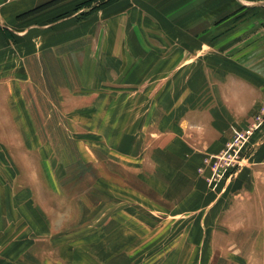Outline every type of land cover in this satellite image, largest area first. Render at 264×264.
<instances>
[{
    "label": "crops",
    "instance_id": "0c3cea01",
    "mask_svg": "<svg viewBox=\"0 0 264 264\" xmlns=\"http://www.w3.org/2000/svg\"><path fill=\"white\" fill-rule=\"evenodd\" d=\"M210 2L0 0V264H264V0ZM37 61L96 203L31 117Z\"/></svg>",
    "mask_w": 264,
    "mask_h": 264
},
{
    "label": "rangeland",
    "instance_id": "374dc122",
    "mask_svg": "<svg viewBox=\"0 0 264 264\" xmlns=\"http://www.w3.org/2000/svg\"><path fill=\"white\" fill-rule=\"evenodd\" d=\"M102 1V0H100ZM110 0H104V4L108 3ZM79 2V1H78ZM95 2V1H94ZM87 2H81L80 5H84ZM99 4V3H98ZM102 4V3H101ZM206 4H211L210 0H206ZM101 5L95 6L93 9L99 8ZM79 8V7H78ZM253 18L255 19L256 14L258 11H252ZM244 15V14H243ZM241 15L242 17H244ZM259 15V14H258ZM234 31V30H233ZM229 29L222 31V36L229 37ZM232 32V31H231ZM230 32V33H231ZM226 47L229 48L227 45ZM233 46L230 45V48ZM40 63L36 62L32 65V71L35 74L34 76L30 77V83L28 88V102L30 105V113L31 117L34 121L38 122L40 126H45L46 131L50 134L59 137L60 139H56L53 141L54 147L61 151L64 150L63 159L66 161L67 164L71 166V172L68 173L66 178L63 180V185L67 187V191H69V195L72 196H79V195H86L87 199L92 203L98 202L101 198V194L98 190L89 189L91 185V181L96 176V171L91 165H84L80 161H78L76 155V147L73 141L67 140L63 136V130L56 125L58 122L59 114L56 110H53L50 107L51 101L54 99V94L51 91V87H49L46 82L49 81L51 78H45L44 76L38 75L37 73L40 70ZM52 107V105H51ZM44 124V125H43ZM14 160L13 162L18 159L16 157L20 156V151L13 149ZM4 161V158H3ZM29 160L27 161V163ZM13 164V170L6 173L7 176L15 177L16 175L20 176V172H17ZM18 165V164H17ZM1 175L4 176L2 173ZM0 175V176H1ZM25 175V174H22ZM27 175V174H26ZM1 180V178H0ZM10 181V180H9Z\"/></svg>",
    "mask_w": 264,
    "mask_h": 264
},
{
    "label": "built area",
    "instance_id": "2783aa9c",
    "mask_svg": "<svg viewBox=\"0 0 264 264\" xmlns=\"http://www.w3.org/2000/svg\"><path fill=\"white\" fill-rule=\"evenodd\" d=\"M261 117L247 128L234 133L230 139L216 156L210 161L212 171V182H226L230 180L238 169L243 165L249 153V140L253 132L260 125Z\"/></svg>",
    "mask_w": 264,
    "mask_h": 264
}]
</instances>
